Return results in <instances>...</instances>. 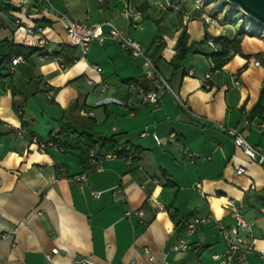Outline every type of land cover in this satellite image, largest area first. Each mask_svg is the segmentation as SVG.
Returning a JSON list of instances; mask_svg holds the SVG:
<instances>
[{"label": "crops", "instance_id": "obj_1", "mask_svg": "<svg viewBox=\"0 0 264 264\" xmlns=\"http://www.w3.org/2000/svg\"><path fill=\"white\" fill-rule=\"evenodd\" d=\"M4 1L15 9L0 11V40L51 51L69 44L64 22L40 0ZM58 1L73 20L109 21L138 41L186 107L169 91L157 106L144 104L132 89L136 84L122 80L137 79L148 88L153 80L140 57L109 37L94 41L86 55L77 47L79 58L66 67L39 53L23 59L11 71L12 86L0 84V264H47L45 254L55 247L60 252L53 264L82 257L104 264H219L214 255L224 251V233L234 223L229 201L254 226L253 236L245 233L254 247L248 263L264 264V166L219 126L238 129L264 154V119L251 117L264 87V60L256 64L264 41L245 34L243 54L206 79L209 45L187 54L179 68L170 63L183 28L189 44L208 32L209 14L200 3L188 9L184 0L179 15L153 0ZM170 18L175 20L167 28ZM217 21L213 35L232 37L241 29ZM33 25L43 33H29L26 27ZM103 82L108 89L101 92ZM90 117L95 131L121 134L142 152L106 159L80 182L73 179L85 171L77 151L51 142L41 149L39 143L61 119ZM207 215L213 219L195 233L178 231L188 218ZM181 237L189 247L176 250Z\"/></svg>", "mask_w": 264, "mask_h": 264}, {"label": "built area", "instance_id": "obj_2", "mask_svg": "<svg viewBox=\"0 0 264 264\" xmlns=\"http://www.w3.org/2000/svg\"><path fill=\"white\" fill-rule=\"evenodd\" d=\"M44 5V10L49 11L55 15H57L63 22L66 34L69 39V44L75 47H78L81 51L82 55H86L90 49L91 44L94 41L104 42L106 38H110L116 43L120 44L123 48L130 51L133 57H140L143 61V67L145 69V74L148 78L153 80V85L151 88H146L142 85H134L132 89L137 91L143 97V103L147 105L157 106L161 100L162 94L165 91L171 92L180 102L182 106L186 105L180 100L178 94L174 91L170 83L164 78L161 71L156 67L153 59L145 52L140 43L136 41L133 37L125 33L121 28L117 27L114 23L109 21H103L100 23L90 24L88 21H77L70 18L66 13L58 11L52 4L51 0H40ZM88 1V0H83ZM102 1V0H99ZM200 5L206 4L205 0H199ZM219 13H224L223 1L216 0L213 2ZM153 5L158 8H173L177 11L180 8L173 4L171 0H153ZM229 6V5H228ZM232 7V16L236 17L238 20L242 21L244 25L246 34L256 36L262 41H264V27L253 22L251 19L247 18L242 12H240L237 8ZM183 11V10H182ZM189 15V13H187ZM216 19H213L210 16L205 17V22L209 25L208 33L213 35L212 31L216 28L215 22ZM215 25V26H214ZM27 31L29 33L38 32L40 34L43 33L44 28L40 25L27 26ZM104 28H107V32L104 31ZM208 44L211 48H216L214 42L210 39ZM48 51H51L47 48ZM45 57H48L45 55ZM264 60V52L261 53L256 59V64L259 65L261 61ZM23 61L21 56L14 57L12 59L10 65V71H13L14 68ZM215 67V63L210 61V71L206 73L205 78L209 79L213 73L212 69ZM95 69L98 72L102 71V67L95 66ZM192 74V71H190ZM108 89L107 83H101V92L106 91ZM124 104V102H121ZM134 114V110L132 111ZM221 128L225 129L234 139L235 146L238 147L242 153L248 157L250 160L256 161L264 166V154L262 152V147L259 145H253L250 143L246 137L236 128L224 127L223 125H219ZM148 135V129H145L141 136L145 137ZM154 140L157 144H162V139L157 135L153 134ZM171 138L176 137V133L170 134ZM48 144V143H47ZM46 143H39V147L41 149L46 148ZM94 156V152L91 154ZM117 157L116 154L109 153L103 157H100L95 161V169H100L103 167V164L106 159ZM89 171H84L80 175H75L73 179L85 182L88 178ZM237 173L242 174L245 173V169L243 167H237ZM200 186V185H198ZM94 195H98L99 193H93ZM151 200V199H150ZM155 206L157 208L162 209L163 206L155 202ZM228 206L230 208V213L232 218L234 219V223L231 227L225 231L224 233V242L225 249L220 254H215L214 257L219 259V264H249L247 260V254L252 252L254 247L253 243L249 242L247 236H253L254 226L249 223L247 219L244 217V214L240 207L235 205L233 201L228 202ZM264 212V205L261 208ZM130 214V211L127 212V215ZM139 215H143L142 211L138 212ZM213 217L211 215L207 216H194L190 218L186 224L184 233L192 234L195 233L199 227L205 225L207 222L212 220ZM246 233V234H245ZM188 243L184 238H179L178 243L175 245L176 250H185L188 249ZM60 250L55 247L50 252L45 254V258L47 264H53V258L55 255L59 254ZM260 254L264 255V250H260ZM150 262L155 261L154 256L149 257ZM72 264H104L100 263L90 257H82L73 261Z\"/></svg>", "mask_w": 264, "mask_h": 264}, {"label": "trees", "instance_id": "obj_3", "mask_svg": "<svg viewBox=\"0 0 264 264\" xmlns=\"http://www.w3.org/2000/svg\"><path fill=\"white\" fill-rule=\"evenodd\" d=\"M171 1L180 8L178 14L181 15L183 13L182 10H184V0ZM205 1L207 3L202 6L207 8L209 16L213 19L218 20L222 24L238 21V19L231 14V6L226 5L224 13L221 14L215 5L212 8L210 7V5H213V2L216 0ZM210 1L211 3H209ZM10 9H15V7L5 3L4 0H0V11L7 12ZM169 9L174 10L171 7ZM181 26H183L182 20ZM245 34L246 31L242 24L240 31L236 32L232 37L225 35H211L207 32L203 40L196 44H189V34L186 28H183L175 45V55L170 63L174 68H179L187 54L190 52H200L201 49L199 47L209 45L208 41L211 39L216 48H210L209 51L206 52V55L215 63V67L212 69L214 72L221 69L233 55L243 54L241 51V41ZM36 53H39L42 56L47 55L48 58L59 60L63 67L72 64L79 58L78 48L70 44H61L58 49L48 51L45 46L38 47L17 44L13 39L7 37L0 40V84L10 87L12 86L10 65L14 57L21 56L23 59H27ZM122 83H134L139 85L140 82L137 79H125L122 80ZM145 87L148 88L147 86ZM255 116L264 119V87L256 106L251 112V117ZM94 126L95 120L92 117L82 121L63 118L59 121L57 128L51 130L49 133L46 144L51 142L57 148L77 151L79 162L85 171L94 170L96 165L95 161L109 153L116 154L119 158H136V156L142 152L140 146H136L127 140L123 141L121 134L104 135L95 131ZM92 152H94V156L91 155ZM189 219L190 218H188V220ZM187 221L178 228L179 232L184 231Z\"/></svg>", "mask_w": 264, "mask_h": 264}, {"label": "water", "instance_id": "obj_4", "mask_svg": "<svg viewBox=\"0 0 264 264\" xmlns=\"http://www.w3.org/2000/svg\"><path fill=\"white\" fill-rule=\"evenodd\" d=\"M223 6L237 8L247 18L264 27V0H222ZM211 3V1L209 2Z\"/></svg>", "mask_w": 264, "mask_h": 264}, {"label": "rangeland", "instance_id": "obj_5", "mask_svg": "<svg viewBox=\"0 0 264 264\" xmlns=\"http://www.w3.org/2000/svg\"><path fill=\"white\" fill-rule=\"evenodd\" d=\"M73 2H79L80 0H72ZM53 6L60 12H65L64 11V7L62 5V3H60L58 0H51ZM185 3L187 5V8L188 9H191L192 7H195L196 4L199 3V0H185ZM157 7V6H155ZM210 7H214V4L210 5ZM207 9V8H206ZM209 10V8H208ZM175 18H170V20L167 21V23L165 25H167L166 27H170L171 26V21H174ZM218 22V21H217ZM220 23V22H218ZM230 26H233L234 28L236 29H240L242 27V21L238 20V21H235L234 23H232ZM161 73L163 74L164 78L167 79V76L165 75L164 71H161Z\"/></svg>", "mask_w": 264, "mask_h": 264}]
</instances>
